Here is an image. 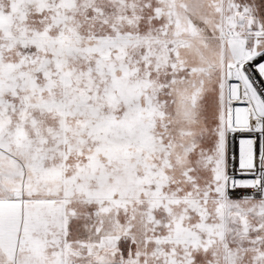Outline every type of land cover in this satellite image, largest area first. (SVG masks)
Returning a JSON list of instances; mask_svg holds the SVG:
<instances>
[{
  "label": "snow or ice",
  "instance_id": "snow-or-ice-1",
  "mask_svg": "<svg viewBox=\"0 0 264 264\" xmlns=\"http://www.w3.org/2000/svg\"><path fill=\"white\" fill-rule=\"evenodd\" d=\"M0 264H264V0H0Z\"/></svg>",
  "mask_w": 264,
  "mask_h": 264
}]
</instances>
